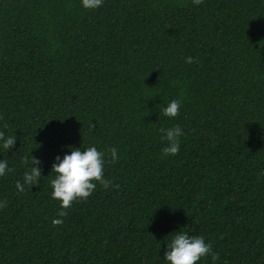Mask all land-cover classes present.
<instances>
[{
  "label": "trees",
  "instance_id": "1",
  "mask_svg": "<svg viewBox=\"0 0 264 264\" xmlns=\"http://www.w3.org/2000/svg\"><path fill=\"white\" fill-rule=\"evenodd\" d=\"M0 116V264H168L178 231L219 256L199 264H264V0H0ZM89 146L112 186L61 209L51 166Z\"/></svg>",
  "mask_w": 264,
  "mask_h": 264
},
{
  "label": "clouds",
  "instance_id": "2",
  "mask_svg": "<svg viewBox=\"0 0 264 264\" xmlns=\"http://www.w3.org/2000/svg\"><path fill=\"white\" fill-rule=\"evenodd\" d=\"M193 4L200 5L204 0H192ZM104 0H81V5L85 9H97L101 7ZM186 63H193V57H187ZM181 102L179 100H171L168 105L162 109L164 116L175 118L180 113ZM0 119H3L0 116ZM7 129V125H4ZM163 133L162 140L167 141V146L162 149V155L175 156L180 150V137L183 135V129L179 125L171 128H161ZM16 136L14 134L6 135L0 130V147L6 152L15 144ZM38 146V145H37ZM108 153L110 162L115 163L119 157L116 148H109ZM24 164H28L27 157L23 160ZM40 161L31 155V167L23 175V183L16 182V189L19 193L25 191V185L31 189L32 186L38 185L41 179ZM105 154L99 151L95 146H89L86 149L71 148L70 154H65L61 159L59 156L55 158V162L51 166V171L55 173V178L51 180L52 198L60 202L61 209L71 208L74 202L87 200L91 194L96 191L97 185H101L107 189L112 186L110 180L104 178ZM33 165H36L35 167ZM8 168L7 160H0V177H3ZM264 175V173H261ZM119 187V185H115ZM7 207V201L0 202V209ZM60 217L67 215L66 211L58 213ZM62 220H53V225L62 224ZM171 242L167 245L168 250L164 252V258L168 264H199V261L207 256H211L213 262L219 259L212 246L205 242L203 236H189L184 232H176Z\"/></svg>",
  "mask_w": 264,
  "mask_h": 264
}]
</instances>
